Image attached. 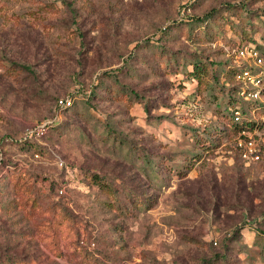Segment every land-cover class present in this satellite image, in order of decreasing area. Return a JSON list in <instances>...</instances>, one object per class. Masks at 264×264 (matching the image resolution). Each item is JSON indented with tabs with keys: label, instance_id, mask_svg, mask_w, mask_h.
Listing matches in <instances>:
<instances>
[{
	"label": "rangeland",
	"instance_id": "obj_1",
	"mask_svg": "<svg viewBox=\"0 0 264 264\" xmlns=\"http://www.w3.org/2000/svg\"><path fill=\"white\" fill-rule=\"evenodd\" d=\"M187 1L0 0V157L32 173L2 190L0 264H264V154L216 136L213 65L264 67L226 53L264 44V0Z\"/></svg>",
	"mask_w": 264,
	"mask_h": 264
},
{
	"label": "trees",
	"instance_id": "obj_2",
	"mask_svg": "<svg viewBox=\"0 0 264 264\" xmlns=\"http://www.w3.org/2000/svg\"><path fill=\"white\" fill-rule=\"evenodd\" d=\"M198 1L199 0H193L191 2L185 3L183 5V8H185V13L193 9L198 4ZM180 11L182 13V9ZM193 15L194 14H189L187 18L182 17V18H177V20L179 22L191 21L190 19L191 17H193ZM164 27H167V26H164ZM240 36H241L240 39L238 38L231 39L233 42H231L232 44L230 45L229 49L228 50L226 49L227 55L233 54V52H235L233 50L235 48H238L240 45L244 43H251V44L256 45L261 50L262 54L264 55V44L263 43L258 42L256 39H251L247 37L246 35H242L241 33H240ZM152 42L157 43L159 41L152 40ZM213 65H215L214 68L216 72L214 74V79L218 80L221 90H222L220 95H222L223 97V102L220 101L219 108L221 107L220 114L222 115L224 119V124H225L224 126L221 125L222 127L219 128L220 130L216 128L220 131V132L217 131L218 133L215 131L216 136L218 137L220 136L221 139L223 140L224 139L223 137L226 136L227 138L228 136H234L243 129L253 128L256 125L262 126L263 120L260 119V117L264 115V102L260 100H254L248 97H244L240 94L243 89H246L247 91L249 89L247 86H244L243 83L239 81V79L237 78L238 74L242 70V67L245 65L237 63L233 55L221 61H216L215 63H213ZM203 71H204V65L201 64L198 60L195 61L194 67L191 70L194 76L199 78L200 74ZM91 96H92V93L88 94L87 97L85 98V101L89 100ZM74 102L72 103V105L64 106V109H70L74 107L75 105ZM238 107H240L243 111L242 119L240 121L235 120V117H234V110L235 108H238ZM253 113H255L259 118L258 119L254 118ZM59 123L60 121H56V122L53 121V123L48 124V126L52 130ZM18 143L20 147L27 149V150H32L35 152L44 151V147L41 144L37 143L32 137H26L22 139L21 141H19ZM25 170L26 169L23 166L22 167L19 166L18 162H12L7 158L0 157V197L3 195L2 190L14 189L12 187L11 182L13 178L15 177V175H19V176L20 175L25 176V174L32 175V173L30 172H24ZM75 172L78 178H79V175L81 177L82 173H80V169L78 167L72 170L70 174L73 175ZM35 180L32 181L33 184H37L38 181H35ZM64 185L66 187L69 186V188H75L72 185L70 187V185L66 181L56 183L55 181L52 180L51 191L54 190V194L58 196L64 195L65 193H60L59 191L61 187L65 188ZM50 194L52 193L50 192ZM33 197H34V200L32 201L33 203H35V200L39 201L38 197H36L35 195ZM80 246L82 249H84L82 245Z\"/></svg>",
	"mask_w": 264,
	"mask_h": 264
},
{
	"label": "built area",
	"instance_id": "obj_3",
	"mask_svg": "<svg viewBox=\"0 0 264 264\" xmlns=\"http://www.w3.org/2000/svg\"><path fill=\"white\" fill-rule=\"evenodd\" d=\"M191 1L193 0H188L187 2ZM182 13H185V8H182ZM234 51L241 57H254L257 62H263L264 60V55L261 50L251 43H244L238 48H235ZM251 67L247 65L243 66L237 76L239 81L249 88L248 91L243 89L240 94L244 97L264 102V67ZM72 103L73 99L70 96H64L58 99V105L62 107L72 105ZM242 115V109L240 107L235 108V120L240 121ZM253 116L256 119L259 118L255 113H253ZM260 119L263 120L262 126L256 125L253 128L243 129L234 136L236 145L241 151V156L247 162L258 161L264 154V115ZM44 128L45 126L43 125L38 128L37 132H43ZM59 191L62 193L65 191V188L61 187Z\"/></svg>",
	"mask_w": 264,
	"mask_h": 264
}]
</instances>
